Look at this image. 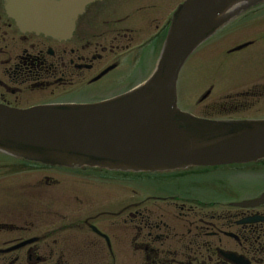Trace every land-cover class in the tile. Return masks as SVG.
I'll return each instance as SVG.
<instances>
[{"label":"flooded vegetation","instance_id":"obj_1","mask_svg":"<svg viewBox=\"0 0 264 264\" xmlns=\"http://www.w3.org/2000/svg\"><path fill=\"white\" fill-rule=\"evenodd\" d=\"M123 9L117 0L94 2L57 40L20 31L0 0V105L94 102L128 89L144 53L132 20L146 11ZM166 22L152 17L151 39ZM262 32L244 31L247 49ZM258 87L238 106L261 105ZM208 170L139 184L0 156V264H264V203L239 205L264 192V161ZM139 188L156 194L139 197Z\"/></svg>","mask_w":264,"mask_h":264},{"label":"water","instance_id":"obj_2","mask_svg":"<svg viewBox=\"0 0 264 264\" xmlns=\"http://www.w3.org/2000/svg\"><path fill=\"white\" fill-rule=\"evenodd\" d=\"M94 0H5L26 31L62 38ZM262 0H187L174 13L156 69L140 87L79 107H0V152L43 164L165 171L264 158V120L215 121L176 107L188 56L233 16ZM264 200V194L260 197Z\"/></svg>","mask_w":264,"mask_h":264},{"label":"rangeland","instance_id":"obj_3","mask_svg":"<svg viewBox=\"0 0 264 264\" xmlns=\"http://www.w3.org/2000/svg\"><path fill=\"white\" fill-rule=\"evenodd\" d=\"M138 2L139 0H127L124 5V9L122 11H133L131 9L132 2ZM152 1L154 4H157L158 13L165 14L166 10L169 8L170 11L174 9V4H176L179 0H149ZM183 1V0H180ZM134 22L140 23L138 19L133 18ZM261 27V23H256L254 25H250L245 30L250 33L259 31ZM145 28V27H144ZM238 31L235 34L230 35L225 39H221L220 36L218 37V42H210L203 48L196 56L190 58V61L184 65L182 74L180 75V80L178 83L177 88V96H178V105L182 109H187L191 113L196 115L203 114L206 111L207 105L215 104V101L221 102L223 100L222 96L218 95L222 93L224 90L233 88L237 86L240 82V79L250 78L252 79L256 76L259 72L257 71L258 68L262 71L264 70V63L252 64L253 60H261L264 58V41L259 44V46L253 47V49L237 54V56H233L228 58L227 56L218 53L219 50L216 49L220 46L226 49L230 47L229 43H232L234 39H237V36L240 34ZM143 38L146 39L148 37V32H142ZM229 44V45H228ZM214 47V48H213ZM213 48V49H211ZM247 59L246 64L243 68V61ZM154 60L152 56H148L145 62H143V67L140 71H136L133 74L134 81L137 79L141 80L145 77L146 74L150 71V68L153 67ZM207 82H216L217 88L214 86L213 92L217 95L210 96L207 100L202 102L201 104H197L196 101L200 94L207 90V87L211 84L207 85ZM108 91L105 90L104 93ZM228 92V91H227ZM262 111L253 109L249 112L240 113L241 115L237 116H247L251 117L252 115H262ZM217 117V116H215ZM142 192L153 191L151 188L142 189ZM123 197V196H122Z\"/></svg>","mask_w":264,"mask_h":264}]
</instances>
